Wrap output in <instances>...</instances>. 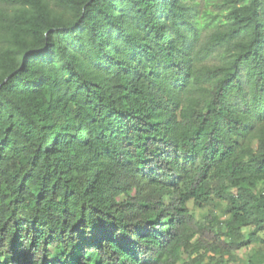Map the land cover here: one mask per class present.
<instances>
[{
  "label": "trees",
  "instance_id": "obj_1",
  "mask_svg": "<svg viewBox=\"0 0 264 264\" xmlns=\"http://www.w3.org/2000/svg\"><path fill=\"white\" fill-rule=\"evenodd\" d=\"M1 1L0 264L264 244V0Z\"/></svg>",
  "mask_w": 264,
  "mask_h": 264
},
{
  "label": "rangeland",
  "instance_id": "obj_2",
  "mask_svg": "<svg viewBox=\"0 0 264 264\" xmlns=\"http://www.w3.org/2000/svg\"><path fill=\"white\" fill-rule=\"evenodd\" d=\"M50 1L52 3H54L52 0H50ZM3 3L4 2L0 0V8H2L3 10L4 9H11L12 7L14 8L13 5L11 7V6L5 5ZM210 9H212L218 13L219 19H221L222 21L225 20V18H224L225 13L223 11H221V9L219 7H217V8L210 7ZM207 32H208V30H204L202 32L200 41L198 43V44H200L199 46H201L203 44V42L206 41V38L208 39ZM216 62H218V60L215 59L214 55L211 56L210 58H206L203 61L204 64H214ZM245 89L246 90L248 89L247 84H245ZM263 122H264V120H263ZM190 207L194 208L198 218H201L203 216V214H205L207 212L206 210H202V209L199 210V209L193 207L192 205H190ZM216 212L219 215H221V211L219 209H217ZM254 255H259V258H261V261H264V244H253L252 246L236 253L235 254L236 263L237 264H249V261L251 260L252 256H254Z\"/></svg>",
  "mask_w": 264,
  "mask_h": 264
}]
</instances>
